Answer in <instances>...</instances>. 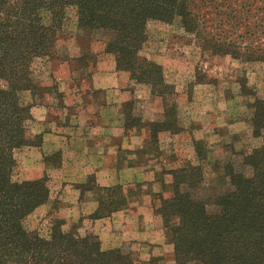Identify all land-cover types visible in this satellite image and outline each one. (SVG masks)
I'll return each instance as SVG.
<instances>
[{"label": "trees", "instance_id": "16d2710c", "mask_svg": "<svg viewBox=\"0 0 264 264\" xmlns=\"http://www.w3.org/2000/svg\"><path fill=\"white\" fill-rule=\"evenodd\" d=\"M221 1L0 0V264L136 261L130 248L104 249L98 236L81 237L74 229H67L63 220L53 221L47 235L26 226L37 209L51 202V184L46 174L15 181L19 168L15 153L42 143V136H33L29 131L31 110L46 92L38 79L45 63L56 59L60 51L56 46L57 32L69 9L76 11L80 31L91 35L108 33L107 51L114 55L119 72H128L134 84L149 86L154 95L165 98L170 87L162 67L141 56L150 21L179 22L216 55L264 62L262 40L256 45L253 41V45L232 44L229 39L207 33L202 10L208 3L219 9ZM237 28L238 25L233 30ZM246 33L255 36L252 30ZM253 107V136L262 138L264 100L256 97ZM156 126L164 129L165 124H152L153 128ZM175 130L171 132L177 133ZM239 157L243 170L231 164L226 172L228 188L211 202L200 196L197 182L188 179L190 170L170 171L172 194L169 198L160 197L154 213L161 219L175 264H264V138L260 147ZM88 190L95 191L100 202L94 218L108 217L124 206L121 188L93 186ZM210 205L217 211L210 212Z\"/></svg>", "mask_w": 264, "mask_h": 264}, {"label": "rangeland", "instance_id": "374dc122", "mask_svg": "<svg viewBox=\"0 0 264 264\" xmlns=\"http://www.w3.org/2000/svg\"><path fill=\"white\" fill-rule=\"evenodd\" d=\"M253 1L222 0L219 3L223 5L219 9L214 8L212 3L206 4L202 10V18L207 33L222 40L229 39V43L232 44L248 43L250 45L253 41L256 45L257 41L264 42V0H256L255 3ZM242 3L246 4L241 10ZM231 7L234 10H231ZM240 10L241 13H239ZM245 19L248 20L244 23ZM237 25L238 28L233 30ZM262 27V31L259 32ZM247 30H252L255 36L249 37ZM221 33L224 34L221 35ZM147 36L148 41L141 51V56L162 67L166 84L170 87L165 98L154 95L152 89L146 85H137L135 88L129 85L126 87L124 80L133 81L128 72L117 70L114 55L108 53V33L101 31L91 35L80 31L76 11L69 9L66 20L57 32L56 46L60 51L57 52L56 59L46 62L44 67L46 73L44 85L49 88L43 86L48 92L39 98V104L47 103L49 107V100L54 96V107H64L63 99L57 90V80L53 78V71L57 65L67 66L70 63L72 72L79 73L82 79L87 80L93 63L95 61L97 63L101 58L104 62L106 58L107 65L112 63L116 73H120L118 75L120 88L123 87L124 91L129 92L128 96L124 97L115 93L114 99L118 94V101L114 102L112 107H118L125 133L143 128L147 131L142 145L143 151L147 150L143 157L148 156V158L143 161L148 168H154L153 165L156 162L162 164V171L157 177L159 178L157 182L162 183L164 192L168 196L172 194L170 185L173 183V175L170 171L188 169L191 171L188 179L197 182L200 196L210 202L214 201L215 197L228 188L227 168L234 163L236 168L243 170L240 164L242 158L239 155L250 153L263 144L264 136L262 138L253 136L255 112L253 105L256 97L264 100V62H245V59H238L231 55H216L211 47L203 45V42L195 35L187 33L177 21L173 23L150 21L147 25ZM73 61L76 62L73 63ZM99 67L100 65L97 64L94 69L98 70ZM121 74H124V78ZM41 83L43 84V81ZM81 83L82 81H77L79 86ZM138 88L141 90H137ZM99 97L105 100L104 96L99 95ZM92 99L91 97L90 100ZM129 103H132V106L128 107ZM141 124L144 127L141 128ZM152 124H165V127L164 129L159 126L153 128ZM175 129H178V132L172 133L171 131ZM155 132L157 134L153 137ZM37 136L43 137V134ZM170 138L172 147L168 146L161 151L162 159L159 160L160 156H155L160 151V143ZM31 148L35 149L38 157L42 155L44 171L36 170L33 173L31 160H35V156L27 153L31 151ZM42 148L43 138L39 146H26L16 151V159L25 161V164L18 168L14 177L15 181L33 180L39 173L51 178L54 171L56 173L62 168V152L48 154L43 152ZM245 172L248 173V169ZM85 173L82 172L83 177L81 173H79L80 177H71L73 182L60 178L53 179L59 183L55 185L57 196L27 219V228L47 235L53 221L63 220L69 229H74L79 236L84 237L89 234L85 235L88 223L108 220L118 212L130 209L129 200L135 193L134 186L130 185H136V183H130L126 188L120 184L104 187L100 185L102 180L99 172L87 174V176ZM23 177L28 179L21 180ZM93 186L121 188L124 208L108 217L94 218L100 207V202L97 200L99 206L94 213L77 214L68 219L69 211L63 206L62 199L73 195V191H76L78 202H81L89 192L96 195L95 191L88 190ZM160 197H164L162 193L153 194V210L155 205L160 203ZM208 209L214 213L218 208L210 205ZM163 232L165 236L164 228ZM90 234L100 238L94 232ZM165 239L167 245H170L166 236ZM107 241V244L113 245V236L107 237ZM135 242L137 244L132 250L136 259L134 264H175L174 255L171 252H165L164 249V252L157 250V254L151 256L148 240L144 242L137 239ZM141 242L148 244L146 243L144 247V243Z\"/></svg>", "mask_w": 264, "mask_h": 264}, {"label": "crops", "instance_id": "0c3cea01", "mask_svg": "<svg viewBox=\"0 0 264 264\" xmlns=\"http://www.w3.org/2000/svg\"><path fill=\"white\" fill-rule=\"evenodd\" d=\"M102 59L93 63L87 80L82 79L79 73H73L69 62L67 66L57 65L53 71V78L57 80V90L63 99L64 107H54V96H52L49 100V107H47V103L40 105L37 100L38 104L31 110L33 120L29 126V131L33 136L43 134L42 151L48 154L61 151L63 156L62 168L56 173L54 171L55 174L52 172L50 178L51 200L57 196L55 185L59 184L53 179L60 178L73 182L71 177H80L79 173L83 177L82 172H86V176L99 172L102 180L100 185L104 187L120 184L126 188L130 183H136V185H130L134 186L135 189L132 199L129 200L130 209L125 212H118L108 220L88 223L85 235L92 232L99 235L104 249L125 246L134 250L133 247L137 244L135 241L139 239L144 242L148 240L151 256L157 254V250L162 252L166 250L165 252L172 253V248L167 245L163 235L162 222L153 210V194L162 193L164 198L170 197L164 192L162 183L157 182L159 179L157 177L162 171V164L156 162L153 165L154 168H148L145 165L143 160L148 156L143 157L147 152V150L143 151L142 145L147 132L144 131V128L125 133L118 107L112 106L114 102L118 101V94L124 97L128 96L129 92L124 91L123 87L120 88L118 79L120 73H116L114 65L111 63L108 66L105 62L106 58L104 62ZM75 62L73 61V63ZM97 64L100 67L95 70L94 66L96 67ZM45 74L43 72L38 80L40 83L43 81L42 85L45 88H49V86L44 85ZM121 75L124 78V74ZM78 80L82 81L80 86L77 84ZM124 84L126 87L128 85L137 87L128 79L124 80ZM137 90L141 89L138 88ZM115 93H118L116 99H114ZM99 95L104 96L105 100ZM91 97L93 98L92 101L90 100ZM28 100L30 101V98ZM145 121L144 118L143 122ZM142 126L141 124V128ZM166 136L171 137L170 135ZM171 142V138L161 141L160 151L155 157L160 156L159 160H161V151L168 146L172 147ZM27 153L35 156V160H31L33 161V173L36 170L37 172L44 171L42 155L40 154L38 157L34 148H31V151H27ZM27 161L31 162L30 160ZM18 163L20 168V165H24L25 161L21 162L18 159ZM41 175L42 173L37 174L38 177ZM26 179L28 178L23 177L21 180ZM62 200L63 206L69 211L68 219L77 214H92L99 206L96 195L90 192L81 202H78L76 191H73V195ZM65 227L69 229L67 225ZM109 236H113V245L107 244L110 241H107ZM146 243L143 244L144 247H146Z\"/></svg>", "mask_w": 264, "mask_h": 264}]
</instances>
